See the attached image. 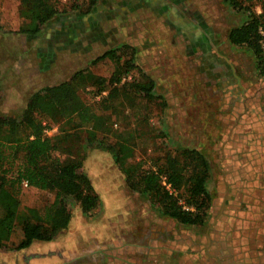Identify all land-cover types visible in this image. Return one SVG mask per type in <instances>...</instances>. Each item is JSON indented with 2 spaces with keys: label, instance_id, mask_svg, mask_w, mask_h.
<instances>
[{
  "label": "rangeland",
  "instance_id": "374dc122",
  "mask_svg": "<svg viewBox=\"0 0 264 264\" xmlns=\"http://www.w3.org/2000/svg\"><path fill=\"white\" fill-rule=\"evenodd\" d=\"M119 1L123 0H97L96 5L101 2L115 8ZM197 1L200 4L191 10L200 12L203 27L208 33L207 36L206 33L202 34L204 44L208 43L202 48L194 49V45H188L190 41L184 37L189 29L180 27L178 18L162 15L153 6L147 5L138 8L133 19L125 18L124 11L118 10L124 19L119 20L114 14L106 22L105 42L97 38L88 47L74 51L70 41L67 42V36L58 41L59 49L56 48V43L52 42L55 30H61V23L69 26L74 15L79 16L89 10L92 0H57L60 12L37 35L18 32L22 25L29 22L21 13L20 0H0L1 116L20 115L32 94L46 86L70 79L79 70L89 68L97 75L110 78L120 67L117 62L107 59L98 66H92L91 62L105 51L124 44L131 47L126 49L122 60L131 56V48H134L138 68L124 76L120 84L132 80L134 76L139 77V70H143L155 80L159 94L155 99H148L139 92L123 93L110 102L111 108L108 110L97 109L98 118L91 127L77 131V139L86 154L83 169L100 195V204L90 214H85L76 200L71 197L66 199L73 217L70 230L73 235L70 242L72 253L61 264H132L128 250L136 240L139 246H145L154 237L156 245L173 246L185 236L188 237V231L178 228L169 219L161 218L162 213L150 204L147 195H141L128 186L123 172L124 164L115 160L107 145L126 141L134 153L129 162L142 161L145 168H157L155 164L161 163L169 151L185 147H203V151L210 157L212 152L218 155L216 160H221L219 149L222 145L225 148L226 142L205 139L202 128L207 134L211 133V128L203 125L197 117V113L202 114L200 106L209 96L206 90L210 83L207 79L211 74L210 66L214 64L216 51V48L212 50L214 46L208 42V36L226 40L228 31L242 24L247 19V13L233 8L224 0ZM241 1L244 7H250L257 14L263 13L264 0ZM261 26L264 27V19ZM198 32V29L193 28L187 32L186 37L197 38ZM227 46L219 48L226 49ZM241 46L237 48L246 53L243 64L247 70L250 72L257 69L264 76L263 51V63L260 64L254 49L247 45ZM199 55L200 63L196 65ZM186 59L191 61L189 65L185 64L188 63ZM197 67L200 68L203 84L198 82ZM111 86L106 83L103 96H107ZM91 89L96 91L92 86L88 88ZM102 94L87 92L84 95L92 103L100 100ZM46 124H49L46 129L49 136L60 134L58 124L44 121ZM61 156L64 158V155ZM54 198L55 194L45 189L23 185L21 201L24 207H43L53 202ZM20 237L21 231L18 229L12 236V242L3 250L14 251L11 249L12 243ZM120 242L123 247L121 262L115 255V247ZM36 244L37 248L38 244L46 243L38 241ZM24 255L6 254L0 250V263L26 264L28 262ZM139 256L144 258L142 264H146V254L140 252ZM167 258L169 264L171 260ZM152 262L162 264L157 257Z\"/></svg>",
  "mask_w": 264,
  "mask_h": 264
},
{
  "label": "trees",
  "instance_id": "16d2710c",
  "mask_svg": "<svg viewBox=\"0 0 264 264\" xmlns=\"http://www.w3.org/2000/svg\"><path fill=\"white\" fill-rule=\"evenodd\" d=\"M224 1L247 13L242 24L229 30L230 42L254 49L262 64L259 27L263 23L264 7L263 13L257 14L244 7L241 0ZM20 2L21 13L29 20L20 27L21 34L37 35L60 12L57 0ZM91 4L86 12L96 6L97 0ZM130 47L128 44L113 47L91 62L92 66L107 59L117 62L120 67L110 78L89 68L79 70L70 79L32 94L20 115H0V249L7 248L18 229L21 237L11 247L16 251L37 240L55 239L73 218L66 202L69 197L80 204L85 214L99 206L100 195L83 169L86 154L77 139V131L91 127L98 118L97 109L108 110L110 102L123 93L139 92L148 99L159 97L155 80L143 70H139V77L120 84L124 76L138 68L134 48L131 56L122 60ZM1 73L0 67V77ZM106 83L112 86L107 96H103ZM90 86L96 91L88 90ZM87 92L102 96L91 103L84 95ZM44 121L58 124L60 134L49 136L46 132L49 124L44 125ZM107 149L118 163L124 164L128 186L147 195L150 204L162 215L183 225L206 223L212 201L208 190L210 162L201 150L185 147L169 151L161 163L155 164L157 168H145L142 161L129 162L134 153L126 141L108 143ZM25 181L29 186L54 193V201L43 207L22 206Z\"/></svg>",
  "mask_w": 264,
  "mask_h": 264
},
{
  "label": "crops",
  "instance_id": "0c3cea01",
  "mask_svg": "<svg viewBox=\"0 0 264 264\" xmlns=\"http://www.w3.org/2000/svg\"><path fill=\"white\" fill-rule=\"evenodd\" d=\"M197 4H200L197 0H176L174 4L190 18L191 22L188 21L184 29L199 30L198 39L186 37L189 30L185 33L184 38H188V45H194V49L208 44H204L205 40L201 38L206 31L200 12L191 10ZM138 8L131 6L125 18L133 19ZM115 16L119 20L124 19L122 12ZM196 22L200 24L193 27ZM83 24L87 32L81 38L74 35V51H80L81 46L88 47L94 41L90 33V22L84 21ZM208 38V42L214 46L212 50L216 48V51L214 64L210 66L211 74L207 79L210 83L206 90L209 96L200 106L202 114L197 113V117L203 125L211 128L210 134L202 128V134L206 135L204 138L216 142L223 140L226 147L222 145L219 149L222 155L220 161L215 159L217 154L211 152V158L203 151V147L199 148L210 159L208 190L212 201L207 221L199 226L183 225L161 215L163 220L169 219L178 228L188 231V237L185 236L173 246L156 245L154 237L145 246H139L136 240L128 250L132 264L144 263V258L139 256L140 252L146 254V264H153L156 257L161 259L162 264H167V256L171 260L169 264H264V76L257 69L250 72L247 70L243 64L246 53L240 49L241 45L230 42L229 31L226 40H220L218 36ZM224 45L228 49L219 48ZM56 48L59 49L58 42ZM199 57L196 65L200 63ZM186 62L188 65L191 63L189 59ZM196 74L198 82L203 84L199 67L196 68ZM72 221L55 239L42 241L46 244H38L37 248L38 240L22 250H0L6 254L25 253L26 264H61L72 253ZM121 243L118 247L114 246L120 262L123 251Z\"/></svg>",
  "mask_w": 264,
  "mask_h": 264
},
{
  "label": "flooded vegetation",
  "instance_id": "af4514ba",
  "mask_svg": "<svg viewBox=\"0 0 264 264\" xmlns=\"http://www.w3.org/2000/svg\"><path fill=\"white\" fill-rule=\"evenodd\" d=\"M174 4H176V0H123L117 2L115 8H113L110 5L101 4L100 2L90 11L81 13L79 16L74 15V19L72 23H69V26L64 25L65 23H61L59 25L61 30H55V35L53 36L55 39L52 42L56 43L67 36V42L70 41V46L72 44V48H74L75 39H72L74 35L81 38V36H84L87 32L83 24L84 21L86 23L90 22V33L94 36V40L97 38L105 40L107 36L105 32L107 29L105 28L106 22L113 18L114 14H118V10L124 11V13L130 12L131 6H138L139 8L147 5L153 6V8L157 9L162 15L178 18L180 22L179 26L184 28L186 23L190 21V18L186 13L184 14V11L180 10L177 5L175 7ZM194 21H196V19ZM59 22H61V20ZM198 24L200 23L196 22L194 26L198 27ZM101 28H104V30L101 31ZM98 30L101 32H98ZM81 48L83 47L81 46Z\"/></svg>",
  "mask_w": 264,
  "mask_h": 264
},
{
  "label": "built area",
  "instance_id": "2783aa9c",
  "mask_svg": "<svg viewBox=\"0 0 264 264\" xmlns=\"http://www.w3.org/2000/svg\"><path fill=\"white\" fill-rule=\"evenodd\" d=\"M259 33H260V40H259V42H260V45H261V49H262V51L264 53V27L263 26H260L259 27ZM24 184L26 186H28V182L25 181Z\"/></svg>",
  "mask_w": 264,
  "mask_h": 264
}]
</instances>
